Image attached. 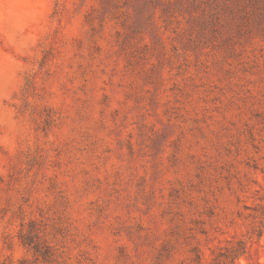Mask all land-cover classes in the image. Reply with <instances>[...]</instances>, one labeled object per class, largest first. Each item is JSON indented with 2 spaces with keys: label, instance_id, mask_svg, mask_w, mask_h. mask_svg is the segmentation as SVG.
I'll use <instances>...</instances> for the list:
<instances>
[{
  "label": "rangeland",
  "instance_id": "1",
  "mask_svg": "<svg viewBox=\"0 0 264 264\" xmlns=\"http://www.w3.org/2000/svg\"><path fill=\"white\" fill-rule=\"evenodd\" d=\"M240 239L264 264V0H0V264Z\"/></svg>",
  "mask_w": 264,
  "mask_h": 264
},
{
  "label": "trees",
  "instance_id": "2",
  "mask_svg": "<svg viewBox=\"0 0 264 264\" xmlns=\"http://www.w3.org/2000/svg\"><path fill=\"white\" fill-rule=\"evenodd\" d=\"M23 242L29 246H31L33 243L30 238H26V237L23 238ZM33 247H34L35 252L40 251L38 246H36V244L32 246V248ZM246 251H247V241L240 239L238 240V247H233L230 249L229 253L226 256L227 260L222 263L218 262L217 264H233L236 261V259L240 257V255L244 254ZM197 261L198 263L200 262V252L199 251H197Z\"/></svg>",
  "mask_w": 264,
  "mask_h": 264
}]
</instances>
